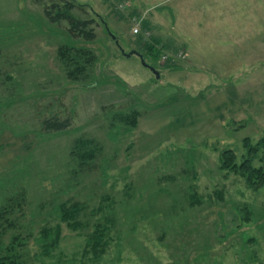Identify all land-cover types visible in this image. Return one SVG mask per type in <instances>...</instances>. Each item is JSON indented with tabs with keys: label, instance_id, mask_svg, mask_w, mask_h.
Returning a JSON list of instances; mask_svg holds the SVG:
<instances>
[{
	"label": "rangeland",
	"instance_id": "rangeland-1",
	"mask_svg": "<svg viewBox=\"0 0 264 264\" xmlns=\"http://www.w3.org/2000/svg\"><path fill=\"white\" fill-rule=\"evenodd\" d=\"M37 1L0 0V207L26 197L5 242L22 237L26 264H264V189L220 170L223 151L241 163L244 141L264 138V0H74L76 17L95 20L93 42ZM154 39L188 54L159 80L124 55ZM64 47L94 57L78 81ZM133 112L132 129L122 118ZM55 117L70 128L44 130ZM82 139L96 152L88 164L74 153ZM63 203L83 208L86 230L61 222ZM109 219L96 254L87 234ZM57 227L47 251L42 230Z\"/></svg>",
	"mask_w": 264,
	"mask_h": 264
},
{
	"label": "trees",
	"instance_id": "trees-1",
	"mask_svg": "<svg viewBox=\"0 0 264 264\" xmlns=\"http://www.w3.org/2000/svg\"><path fill=\"white\" fill-rule=\"evenodd\" d=\"M37 2L43 5L44 16L51 24L56 25L65 22L68 25V32L72 37L83 39L86 42H93L96 40L97 34L93 28L95 20H84L73 14L76 10H82L81 8L83 5L74 0H38ZM141 47L145 53H139L144 56L148 64L152 65L160 73V78L161 72L158 70L159 68L172 69V67L177 66L176 62L171 59L165 63L167 68L158 64L160 59L162 60L163 55H172L163 52L170 48L163 40L154 39L149 45L145 43ZM179 53L184 54L186 50L183 49ZM58 55L60 61L68 68V71L70 69L73 70L69 73V76L74 80H77L79 76L83 75L87 70L86 68L94 63V57L88 51H78L74 58H69V50L64 47L59 49ZM147 58L151 59V62H148ZM186 62H188V60ZM125 116L126 117L122 118L123 122L130 125L132 129L138 126L139 114L137 112ZM43 124L44 130L47 132L59 133L70 128L71 120L55 117L44 121ZM89 144H91L90 141L82 139L78 140L76 145H74V153L82 164H88L96 158L95 151H83V148L88 147ZM244 144L247 154L242 162L237 163V155L233 150H225L221 155L220 170L244 178L247 187L258 192L264 189V138L256 145L251 144L248 139L244 141ZM256 162H261L263 165L257 167ZM189 190H192V187H190ZM188 194V203L190 207L193 208L202 204L200 198H198L196 194L191 195L190 192H188ZM25 198L24 194L22 196H16L9 199L5 202L4 206L0 207V264H26L18 250V247L22 244V237L19 234L11 233L13 236L9 241L10 243L5 242L8 234L18 229L17 221L13 216L21 212ZM79 206L67 207V204L63 203L59 207L61 222L67 224V227L72 231H83L88 227V225L81 220L83 208ZM249 220L250 218L248 217V221ZM107 223L108 225L103 227L101 224L97 223L94 227L95 230L87 234V246L91 247L96 254L98 251L103 252L106 245L105 238L107 233L112 230V220H107ZM42 233L43 235L40 239L48 248L47 251H49V248H56L59 245L61 241V229L59 227H57L55 231L44 229Z\"/></svg>",
	"mask_w": 264,
	"mask_h": 264
},
{
	"label": "built area",
	"instance_id": "built-area-1",
	"mask_svg": "<svg viewBox=\"0 0 264 264\" xmlns=\"http://www.w3.org/2000/svg\"><path fill=\"white\" fill-rule=\"evenodd\" d=\"M140 28H141V21L140 22L136 21L134 26H133V30H132L133 34H135V35L139 34V32L141 31ZM169 59H171L174 62L175 61H182V60L184 61L186 59V56L183 53H179L177 55L165 54V55H163L161 61H162V63H166Z\"/></svg>",
	"mask_w": 264,
	"mask_h": 264
},
{
	"label": "water",
	"instance_id": "water-1",
	"mask_svg": "<svg viewBox=\"0 0 264 264\" xmlns=\"http://www.w3.org/2000/svg\"><path fill=\"white\" fill-rule=\"evenodd\" d=\"M124 55H125L126 57H128V58H130V57L133 56V55L138 56L139 59L141 60L142 65H143L145 68L149 69V70L155 75V77H156L157 80L160 79V73H159V72H158V71H157L152 65H150V64H148V63L146 62L144 56H143L141 53H139V52H131V53L128 54V55H126V54H124Z\"/></svg>",
	"mask_w": 264,
	"mask_h": 264
},
{
	"label": "crops",
	"instance_id": "crops-1",
	"mask_svg": "<svg viewBox=\"0 0 264 264\" xmlns=\"http://www.w3.org/2000/svg\"><path fill=\"white\" fill-rule=\"evenodd\" d=\"M188 60H189V59H188ZM189 63H190V62H189ZM189 63H188V64H189ZM189 66H190V64H189Z\"/></svg>",
	"mask_w": 264,
	"mask_h": 264
}]
</instances>
